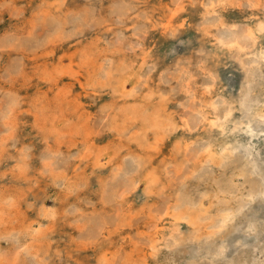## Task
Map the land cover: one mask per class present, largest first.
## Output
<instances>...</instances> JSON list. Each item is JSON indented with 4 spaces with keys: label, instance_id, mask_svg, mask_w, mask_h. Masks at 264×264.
I'll use <instances>...</instances> for the list:
<instances>
[{
    "label": "rangeland",
    "instance_id": "rangeland-1",
    "mask_svg": "<svg viewBox=\"0 0 264 264\" xmlns=\"http://www.w3.org/2000/svg\"><path fill=\"white\" fill-rule=\"evenodd\" d=\"M127 1L0 0V264H153L164 255L189 264L197 243L181 242L174 254L159 247L153 258L149 239L175 227L169 215L156 218L182 194L205 200L213 212L205 225L223 206L243 201L253 219L244 223L241 239L225 244L227 255L207 256L203 247L193 264H264V173L247 165L248 174H241L242 152L226 164L192 158L204 136L212 135L216 146L246 138L233 135L231 124L227 132L200 125L211 96L246 87L251 104L264 103V64L250 74L241 70L216 34L260 16L264 0H227L210 14L209 0H183L186 10L177 13L172 30L164 23L174 0ZM214 20L219 23L210 26ZM209 75H216L210 89ZM241 116L236 109L234 117ZM179 225L188 231L187 220Z\"/></svg>",
    "mask_w": 264,
    "mask_h": 264
},
{
    "label": "bare ground",
    "instance_id": "bare-ground-1",
    "mask_svg": "<svg viewBox=\"0 0 264 264\" xmlns=\"http://www.w3.org/2000/svg\"><path fill=\"white\" fill-rule=\"evenodd\" d=\"M72 1V0H71ZM127 1V0H126ZM130 1V0H129ZM225 1L227 0H209L208 2H205L206 6V13L210 14V13H217L218 12V6H220L221 4H224ZM232 2V0H230ZM259 1V0H258ZM257 0L252 2V5H259L261 3H259ZM76 2V1H75ZM128 2V1H127ZM239 2V1H238ZM233 3H235L233 1ZM237 3V2H236ZM241 3V2H240ZM244 3V2H243ZM174 4L176 5V7L172 8L171 7V13L170 16L168 17L169 19L167 20V22L164 23L165 28L171 29L172 30V26L174 25V21L175 19H177V16H180V14H177L179 11H184L186 10L187 4L185 1L183 0H174ZM230 4V3H229ZM69 5V4H68ZM66 6L67 8L69 6ZM72 5V4H71ZM70 5V6H71ZM238 5V4H237ZM248 7L250 5L247 4ZM75 6V5H73ZM240 6V4H239ZM261 6V5H260ZM72 7V6H71ZM245 7V6H244ZM251 7V6H250ZM253 7V6H252ZM70 8V7H69ZM78 8V7H77ZM261 8V7H260ZM64 9V8H63ZM72 9V8H71ZM70 9V10H71ZM262 9L263 12L260 16H257L256 18H250L243 26L238 25L237 24H232L233 29L231 31H229L228 33H224V32H218L217 37H219V42L218 44L223 47L224 49H227L228 54H234L236 57V62H237V66L241 69V70H245V72L249 71L252 68H254V70L256 71V69L258 68V66L260 64H264V4H262ZM79 10V9H78ZM81 10V9H80ZM254 10V9H253ZM64 11V10H63ZM73 10H71L72 12ZM122 11V10H120ZM79 12V11H78ZM65 13V11H64ZM68 13V12H67ZM252 13V12H251ZM250 13V14H251ZM47 14H51L50 12ZM62 14V13H61ZM61 14H58L59 16ZM74 14V13H73ZM124 14V13H123ZM249 14V15H250ZM46 15V14H45ZM44 15V16H45ZM57 15V16H58ZM169 15V14H168ZM219 15V14H218ZM216 15V16H218ZM221 15V14H220ZM43 16V17H44ZM76 16V15H75ZM175 16L177 18H175ZM203 16V15H202ZM49 17V16H47ZM56 17V15H55ZM63 17V15H62ZM65 17V15H64ZM248 17V16H247ZM61 18V17H59ZM212 18V17H211ZM217 18V17H216ZM245 18V17H244ZM45 19V18H44ZM84 19V18H83ZM90 19V18H89ZM222 19V17H221ZM220 19V20H221ZM246 19V18H245ZM223 20V19H222ZM221 20V21H222ZM64 21V19H63ZM217 21V20H216ZM211 21L210 26L211 25H217L216 22ZM207 22V21H206ZM225 22V21H222ZM65 23V22H64ZM78 23V22H77ZM177 23H179V21H177ZM209 24V22H207ZM66 24V23H65ZM63 24V25H65ZM207 24V25H208ZM177 25V24H176ZM175 25V26H176ZM221 25V24H220ZM219 25V26H220ZM223 25V24H222ZM226 24H224L225 26ZM83 26V25H82ZM221 26V27H224ZM228 26V25H227ZM240 26V27H239ZM63 27V26H62ZM179 27V26H178ZM182 27V26H181ZM73 28V27H72ZM80 28V27H79ZM177 28V27H176ZM180 28V27H179ZM209 28V26H208ZM217 29V28H216ZM75 30V28H74ZM77 30V29H76ZM174 30V29H173ZM207 30V29H206ZM81 31V30H80ZM224 31V30H223ZM30 32V30H29ZM212 33V32H211ZM33 34V33H32ZM78 35V34H77ZM215 37V38H217ZM217 44V45H218ZM216 45V46H217ZM134 46V45H133ZM132 47V46H131ZM221 47L219 49H221ZM88 49V48H85ZM89 50V49H88ZM84 51V50H83ZM91 51V50H90ZM92 52V51H91ZM90 52V53H91ZM88 54V53H87ZM79 56V54H78ZM86 56V55H85ZM232 57V56H231ZM234 57V58H235ZM201 58V57H200ZM54 60V58H52ZM52 60V61H53ZM113 61V60H112ZM82 62V61H81ZM144 62V61H143ZM184 62V61H183ZM75 64V63H74ZM143 64V63H142ZM145 64V62H144ZM78 65V64H77ZM90 65V64H88ZM92 65V64H91ZM70 66V65H69ZM189 66V65H188ZM205 66V65H204ZM80 67V66H79ZM190 67V66H189ZM108 68V67H107ZM183 68V67H182ZM68 69V68H67ZM106 70V69H103ZM185 70V69H184ZM183 70V71H184ZM188 70V69H187ZM74 71V69H73ZM150 71V70H147ZM174 71V70H173ZM181 71V70H180ZM210 71V70H209ZM209 71H207V73H209ZM252 71V70H251ZM146 73V71H144ZM172 72V71H171ZM111 72H109L110 74ZM149 73V72H148ZM182 73V72H181ZM251 72L249 71V74ZM104 74V73H103ZM144 74V73H143ZM162 74V73H161ZM178 74V73H177ZM186 74V72H185ZM174 75V74H173ZM183 75V74H182ZM189 75V74H188ZM247 75V74H246ZM143 77V75H141ZM147 76V75H146ZM185 76V75H184ZM210 76V75H209ZM208 76V77H209ZM216 76V75H215ZM215 76H210L211 77V83H209V85H207V88L210 89V87L214 86L213 81L216 82V78ZM248 76V77H247ZM247 82L252 81V78L250 75H247ZM254 76V75H253ZM164 77V76H163ZM186 77V76H185ZM189 77V76H188ZM192 77V76H191ZM145 78V77H144ZM141 78V82H136L135 85H133L131 91L135 92L138 88L141 87V84L145 83L148 79L147 78ZM165 78V77H164ZM179 78V77H178ZM183 78V76H182ZM213 78V81H212ZM180 79V78H179ZM105 80V79H104ZM161 80V79H160ZM183 80V79H181ZM119 83V82H118ZM141 83V84H140ZM207 84V83H206ZM124 85V84H123ZM216 85V83H215ZM248 85V84H247ZM250 85V84H249ZM248 85V86H249ZM125 86V85H124ZM144 86V85H143ZM219 86V85H218ZM174 87V86H173ZM251 87V86H250ZM142 88V87H141ZM206 88V85H205ZM249 88V87H248ZM188 89V88H187ZM207 89V90H208ZM246 89V90H245ZM206 90V89H205ZM215 90V89H214ZM139 91V90H138ZM136 91V93L138 92ZM162 91V90H161ZM188 91V90H187ZM211 90H209L210 92ZM193 92V91H192ZM163 93V92H161ZM250 91L244 87L243 89L239 90L238 93L235 94H231L230 96L228 95H219L220 93H217V95H219L218 97H214L216 95L211 96V99L209 100V103L205 106L207 109L206 110H201V114L202 115V120H198L200 125H203L204 123H206L204 126L206 128V126H209L210 129L214 127L215 128H220L222 130V132H227L228 130L230 131L231 129L233 130L234 134L236 136V134H245L246 138L245 139H237L235 141H230V140H226L223 141L221 144H219L218 146L215 145L214 143V139L212 137V135H210V137L204 136L203 139L204 141H202L199 144V148H197L195 150V148H193L194 150L192 151V158L194 157H199V162L200 163H207V162H212L213 160L219 161L220 164H226L228 161H230V158L233 157L234 155H236L237 152H242L243 153V157L244 160L242 161L243 163H241L240 165H237L239 168V172L241 174H248V167H246L247 165L252 168V172H257V173H264V168H261V163L264 162V147L263 144H261L260 142L264 140V103H257V104H251L250 100L248 102L247 97L249 96ZM171 94V93H170ZM200 94V93H199ZM208 94V93H207ZM210 94V93H209ZM212 94V93H211ZM66 95V94H65ZM164 95V94H163ZM193 95V94H192ZM196 95V93H195ZM197 96V95H196ZM15 97V96H13ZM192 97V96H191ZM198 97V96H197ZM209 97V95H208ZM207 98V97H205ZM249 98V97H248ZM144 99V97H143ZM257 98H255L256 100ZM16 100V99H15ZM66 100V99H65ZM196 100V99H195ZM194 100V101H195ZM206 100V99H205ZM259 100V99H258ZM169 101V100H168ZM180 101V100H179ZM208 101V100H207ZM183 102V101H182ZM191 102V101H190ZM197 102V101H196ZM199 102V99H198ZM71 103V102H69ZM181 103V102H180ZM195 104V103H194ZM199 106V103L196 104V106ZM194 106V105H193ZM201 106V105H200ZM192 107V106H191ZM187 108V107H186ZM195 108V107H194ZM202 108V107H201ZM211 108V110H209ZM193 109V108H192ZM200 109V108H199ZM239 109L242 112V116L235 118L234 114H235V110ZM189 110V109H188ZM191 111V110H189ZM187 111V112H189ZM193 111V110H192ZM197 111V110H196ZM199 111V110H198ZM119 112V111H118ZM132 112V110H131ZM164 112V111H163ZM195 112V111H194ZM120 113V112H119ZM198 113V112H197ZM159 114V113H158ZM184 114V113H183ZM193 114V113H192ZM155 115V114H154ZM166 115V113H165ZM194 115V114H193ZM187 116V115H186ZM106 117V116H105ZM120 117V116H119ZM124 117V116H123ZM144 117V115H143ZM183 117V116H182ZM194 117V116H191ZM147 118H150V116H147ZM154 120V119H153ZM155 121V120H154ZM184 121L187 123L188 127L190 128V130L193 128L192 125H190L189 123H191L190 121H192V119L188 118H184ZM146 122V121H145ZM189 122V123H188ZM193 122V121H192ZM14 123V122H13ZM131 123V121H130ZM170 123V122H169ZM145 124V123H144ZM185 124V123H184ZM231 124V127L230 125ZM135 125V124H134ZM150 125V123H149ZM197 125V123L195 124ZM199 125V124H198ZM197 125V126H198ZM124 126V124H123ZM122 126V127H123ZM130 127V126H129ZM186 127V126H185ZM229 127L231 129H229ZM125 128V127H124ZM168 128V126H167ZM170 128V127H169ZM127 129V128H126ZM129 129V128H128ZM136 129V128H135ZM166 129V128H165ZM173 129V128H172ZM202 129V128H201ZM170 130V129H168ZM167 130V132H169ZM189 130V131H190ZM131 131V129L129 130V132ZM133 131V130H132ZM174 131V130H173ZM209 131V130H208ZM192 132V131H191ZM131 133V132H130ZM135 133V132H134ZM148 134V133H147ZM145 134V135H147ZM168 134V133H167ZM144 136V134H143ZM134 138V137H133ZM135 139V138H134ZM137 139V138H136ZM158 139V138H157ZM198 140V139H197ZM130 141V140H129ZM132 141V140H131ZM178 143V142H177ZM194 144V143H193ZM153 147V146H152ZM151 147V148H152ZM157 147V146H156ZM190 148V147H189ZM98 149V148H97ZM192 149V148H191ZM152 150V149H151ZM190 150V149H189ZM206 153H202V151H204ZM207 150V151H206ZM145 151V150H144ZM188 151V150H187ZM186 151V154L188 153ZM191 151V150H190ZM99 152V151H98ZM48 153V152H47ZM51 153V152H49ZM95 153V152H94ZM137 153V152H136ZM239 154V153H238ZM50 155V154H49ZM190 155V153L188 154ZM56 156V155H55ZM94 156V155H93ZM52 157V156H51ZM66 157V156H65ZM97 157V156H96ZM100 157V156H99ZM139 157V156H138ZM136 157V158H138ZM68 158V157H67ZM145 158V157H144ZM191 159V156H190ZM197 159V158H196ZM58 159L54 158V162L53 164L56 162ZM138 160V159H137ZM194 160V159H193ZM136 161V160H135ZM196 161V160H195ZM58 162V161H57ZM139 162V161H138ZM149 162V160H148ZM59 163V162H58ZM124 163V162H123ZM151 163V162H150ZM176 163V162H175ZM194 163V162H193ZM191 165H194V164ZM198 163V162H197ZM60 164V163H59ZM80 164V163H79ZM136 164V163H134ZM142 164V163H141ZM56 165V164H55ZM125 165V164H124ZM127 165V164H126ZM140 165V162L137 166ZM196 165V164H195ZM60 168V165H58ZM123 166V165H122ZM136 166V165H135ZM77 167V166H76ZM119 167V166H118ZM130 167V165H129ZM128 167V168H129ZM133 167V166H132ZM171 167V166H170ZM176 167V166H175ZM183 167V166H182ZM188 167V165H187ZM196 167V166H194ZM193 167V170L190 171V173H197L196 169ZM127 168V169H128ZM135 168V167H134ZM167 168V167H166ZM189 168V167H188ZM203 168V167H202ZM117 169V168H116ZM120 169V168H119ZM131 169V168H130ZM133 169V168H132ZM132 169L130 170V172L132 171ZM137 169V168H136ZM182 169V168H181ZM180 169V170H181ZM186 169V166L185 168ZM191 169V168H189ZM195 169V170H194ZM121 170V169H120ZM119 172H122L120 171ZM135 170V169H134ZM133 170V171H134ZM143 170V169H142ZM188 169H186L185 171H187ZM200 170V169H199ZM125 171H127L125 169ZM141 171V170H140ZM146 171V170H145ZM195 171V172H194ZM118 172V171H117ZM129 172V171H128ZM136 172V171H135ZM138 172V171H137ZM143 172V171H142ZM180 172V171H179ZM199 172V171H198ZM125 175V172H123ZM123 173H120L123 175ZM133 174V172H131ZM139 173V172H138ZM148 173V172H147ZM146 173V174H147ZM150 173V172H149ZM175 173V172H174ZM185 173V172H184ZM210 173V172H209ZM64 174V172H63ZM127 174V173H126ZM129 174V173H128ZM131 174V175H132ZM145 174V173H144ZM187 173V176H190L191 174ZM207 174V173H206ZM211 174V173H210ZM209 174V175H210ZM229 174V173H228ZM253 174V173H252ZM113 175L114 172H113ZM123 175V176H124ZM138 175V174H135ZM118 176V174H117ZM121 176V175H120ZM128 176V175H127ZM149 176V175H147ZM194 176V174H193ZM263 176V175H262ZM119 177V176H118ZM117 177V178H118ZM131 177V176H130ZM145 177V176H144ZM143 177V179H144ZM210 178V180L212 179V176H208ZM116 178V177H115ZM116 178V179H117ZM125 178V177H124ZM127 178V177H126ZM129 178V176H128ZM133 177L129 178L130 181H132ZM251 178V177H250ZM253 178V177H252ZM146 179V178H145ZM188 178H185L182 181H185ZM248 179V178H247ZM120 180V177L118 178L117 181ZM228 180V179H227ZM252 180V179H251ZM250 180V181H251ZM254 180V179H253ZM124 181H126L124 179ZM123 181V182H124ZM129 181V180H127ZM140 181V180H139ZM151 181V180H148ZM122 181H120L121 183ZM213 182V180H212ZM113 183V182H112ZM116 183V182H114ZM113 183V184H114ZM118 183V182H117ZM131 184V182H129ZM133 183V182H132ZM149 183V182H148ZM187 183V182H186ZM253 183V182H252ZM257 183V182H254ZM134 184V183H133ZM132 184V185H133ZM120 185V184H118ZM122 186H125L123 183H121ZM130 185V186H132ZM183 185V184H182ZM252 185V184H251ZM256 185V184H255ZM128 186V185H127ZM135 186V184H134ZM133 186V187H134ZM227 186V185H226ZM121 187V186H119ZM129 187V186H128ZM152 187V185H151ZM160 187V186H159ZM181 187V186H180ZM184 187V186H183ZM254 187V185H253ZM122 188V187H121ZM127 188V187H126ZM149 188V187H148ZM147 188V189H148ZM178 188V187H177ZM186 188V187H185ZM183 188V189H185ZM120 189V188H119ZM234 191H236V188H233ZM249 189V188H248ZM127 190V189H126ZM206 190V189H205ZM204 190V191H205ZM264 190V187H263ZM120 191V190H119ZM116 193L117 196H121L123 193ZM153 191V190H152ZM179 191V190H178ZM182 191V190H181ZM186 191V190H185ZM107 192V190H106ZM106 192H104L106 194ZM116 192V191H115ZM128 192V191H127ZM184 192V191H183ZM238 192V191H237ZM168 193V192H167ZM179 193V192H178ZM262 193V192H261ZM108 194V192H107ZM106 194V195H107ZM181 194V193H180ZM186 194V193H185ZM234 194V193H233ZM258 194V193H257ZM256 194V195H257ZM264 194V193H263ZM172 195V194H171ZM184 194H182L181 196L178 195V201L176 203H173V205H169L166 210H165V214L162 215H158V218H156V220L159 221H164V219H166V215L171 216V218H174L173 222H174V226L172 229H170L164 236L162 234H160V232L157 230L154 235L150 236V246L152 249H154V252L152 255L153 258H156L158 256V254L160 253V248L163 247V249L169 251L170 253H175L177 251V248L179 247V244L181 242H185V243H197V247L198 250L197 251H193L192 253V259L189 260V264L191 262V264H193V262H196V260L198 259H194V256H201L203 255L202 252H200V249L205 247L207 252L206 255L207 256H211L209 255V253L213 254V256L215 255V257L217 256H225L227 255V249H226V245L227 242H230L231 240L235 239L236 237L239 236V239H241L242 236V227L244 225V223H249L253 221V219H250L249 216L246 214V211H244V207L246 205V203L244 204V201L238 205L237 208H232V206H223L218 214H215L214 217L215 220L211 223L210 219H212V215L213 212H210V207L206 206L205 200H200V201H196V200H187L185 197L186 195H184L185 197H183ZM197 195V193L195 194ZM170 196V195H169ZM264 196V195H263ZM173 197V196H172ZM111 198V197H110ZM169 198V197H168ZM175 198V196L173 197ZM172 198V199H173ZM186 199V200H184ZM220 199V198H219ZM218 200V199H217ZM170 202V201H169ZM174 202V201H173ZM210 203V202H209ZM212 203V200H211ZM224 203V201H223ZM222 204V203H221ZM164 211V210H163ZM163 211H161L160 213H162ZM217 215V216H216ZM2 217V216H1ZM239 218L238 222L236 219ZM4 220V217L2 218ZM187 220L189 225H188V231L186 233L182 232V229L180 228V222L181 220ZM207 220V223L210 222V224H204V220ZM255 220V219H254ZM3 223V222H2ZM157 223V222H156ZM43 225V222L39 223V227H37L39 230L41 229L40 227ZM153 225V224H151ZM2 226V225H1ZM14 227V226H13ZM206 227V229H205ZM33 229V231H39L38 229ZM15 229V228H14ZM13 229V230H14ZM17 229V228H16ZM158 229V228H157ZM162 229V228H161ZM7 230V229H6ZM11 230V229H10ZM8 230V231H10ZM42 230V229H41ZM40 230V231H41ZM94 230V229H93ZM156 230V229H155ZM43 231V230H42ZM9 233V232H8ZM6 233V234H8ZM35 233V232H33ZM32 233V234H33ZM2 236V235H1ZM21 236V235H20ZM34 237V236H33ZM40 238V237H39ZM246 238V237H245ZM244 238V239H245ZM243 240V239H242ZM29 245V244H28ZM26 244H21L20 248H23V250H25V252L27 253H31L30 252V248L29 246ZM162 245V246H161ZM160 247V248H159ZM18 248V249H20ZM17 249V250H18ZM16 250V251H17ZM179 250V249H178ZM20 252V250H18V253ZM2 253V251H1ZM36 253V252H35ZM32 252V254H35ZM5 254V253H4ZM37 255V254H36ZM174 256L171 255H164L163 259H156L153 261V264H162V261H169L171 263L169 264H179L178 263V259H176ZM214 257V258H215ZM212 258V257H210ZM211 261V260H210ZM26 262V261H25ZM43 264V263H42ZM112 264V263H110Z\"/></svg>",
    "mask_w": 264,
    "mask_h": 264
}]
</instances>
